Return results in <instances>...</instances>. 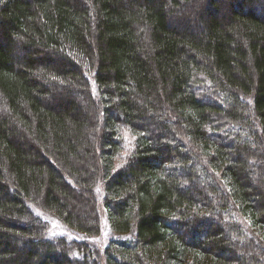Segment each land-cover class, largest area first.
Here are the masks:
<instances>
[{
	"label": "trees",
	"instance_id": "1",
	"mask_svg": "<svg viewBox=\"0 0 264 264\" xmlns=\"http://www.w3.org/2000/svg\"><path fill=\"white\" fill-rule=\"evenodd\" d=\"M99 186L104 264H264V0H0V264H102Z\"/></svg>",
	"mask_w": 264,
	"mask_h": 264
},
{
	"label": "rangeland",
	"instance_id": "2",
	"mask_svg": "<svg viewBox=\"0 0 264 264\" xmlns=\"http://www.w3.org/2000/svg\"><path fill=\"white\" fill-rule=\"evenodd\" d=\"M125 135L127 138V143L115 159V164H114L115 169L122 166L127 161L128 157H129V153L131 152L132 147H133V139H134L133 135L129 131H125ZM102 188L104 189V187H102ZM101 194H103L102 189L99 188V193L97 194V196L99 197V196H101ZM105 202H107L106 198H105ZM81 211L83 212L82 209L80 210V212ZM106 212L107 211L105 210V208H102V207H98V211L95 212V214L97 216H99V218H98L99 220L97 219V222H100V218L102 221L101 222L102 229H101L100 234L97 233L98 235L96 234V235L88 236L85 238H81V237H83L84 234H76V235L73 234L74 236H70V237H73L74 239H80V240L84 239L90 245L91 250L97 252V255H99L100 260L102 258V254H103V250H104L105 245L107 244L108 240L113 236L111 234L110 228L107 226ZM55 230L57 232H59L58 227H55ZM68 237H69V234H68Z\"/></svg>",
	"mask_w": 264,
	"mask_h": 264
},
{
	"label": "bare ground",
	"instance_id": "3",
	"mask_svg": "<svg viewBox=\"0 0 264 264\" xmlns=\"http://www.w3.org/2000/svg\"><path fill=\"white\" fill-rule=\"evenodd\" d=\"M99 188H101V187L100 186L97 187V189L95 191L96 192V194H95V200H96V203H97V210H98V207L105 208V198H106V192L102 188L101 189H102V193L103 194H101V196H99V197L97 196V194L99 193ZM106 216H107V213H106ZM46 221H47V224H48L47 231L51 235L64 236L66 238V240L67 239H71V240L73 239V240H76L77 242H83V241H85L84 239L80 240V239H74L73 237H70V236H74L73 234L76 235V234H83V233H80V232H77V231L73 230L72 228L68 227L66 224H63L62 222H60L59 220H57L55 217L47 214L46 215ZM55 227H58L59 228V230H58L59 232H57L55 230ZM101 229H102V227L100 226V231H99L98 234H100ZM68 234H69V237L70 238L68 237ZM89 236H91V235H89ZM85 237H88V235L84 234L83 237H81V238H85ZM109 240H108V242H109ZM108 242H107V244H108ZM107 244L105 245V247L107 246ZM105 247H104V250H103L102 258L100 260V262L103 263V264H104V260H105V254H104Z\"/></svg>",
	"mask_w": 264,
	"mask_h": 264
}]
</instances>
